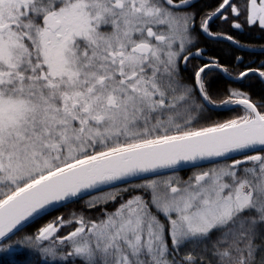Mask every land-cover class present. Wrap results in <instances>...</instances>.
<instances>
[{"label": "snow or ice", "instance_id": "1", "mask_svg": "<svg viewBox=\"0 0 264 264\" xmlns=\"http://www.w3.org/2000/svg\"><path fill=\"white\" fill-rule=\"evenodd\" d=\"M216 20L264 37V0H0L7 264H264V94L211 84L264 62L192 65L250 47Z\"/></svg>", "mask_w": 264, "mask_h": 264}, {"label": "trees", "instance_id": "2", "mask_svg": "<svg viewBox=\"0 0 264 264\" xmlns=\"http://www.w3.org/2000/svg\"><path fill=\"white\" fill-rule=\"evenodd\" d=\"M209 5V3H201L199 6H205ZM227 27H231L229 24H227ZM226 30V29H225ZM244 38V43L246 44H256V45H264V37H261L257 39L254 36H243ZM206 45V44H205ZM205 47V46H203ZM206 48V47H205ZM253 55V56H252ZM244 56L246 57L245 60L251 58V57H256L257 58V64L259 62H264V51L253 54L250 52H243L240 51L239 49L233 47V45L230 44H219L216 46H213L212 49H209V54L208 57H216L219 59L221 64L226 65L229 68L234 67L236 70V73L241 70V67L243 64H237V57ZM202 64L200 61L196 62L195 65H200ZM190 73H186V75H189ZM212 84V91L214 94H216V98L219 100L221 98H224L228 94L229 89H242L244 91H249L254 98L258 99L261 94H264V83L260 82L258 79L253 80L250 82L251 86H249L248 83H238L235 81H232L230 79H227L221 72H219V75L216 79L211 80ZM236 113H229L225 112L223 110L218 111L215 115L216 118L222 119L228 116H234ZM72 210L76 211H83L84 210V202L81 201L78 204H72L69 205L67 208H61L59 211L53 213L54 216L57 215H65L67 216L68 213ZM52 217H46L45 220H42L40 224L42 225L43 223H46L47 220H50ZM40 225H32L29 228L26 229L27 232H33L36 230L37 227ZM0 264H7V257L0 255Z\"/></svg>", "mask_w": 264, "mask_h": 264}, {"label": "flooded vegetation", "instance_id": "3", "mask_svg": "<svg viewBox=\"0 0 264 264\" xmlns=\"http://www.w3.org/2000/svg\"><path fill=\"white\" fill-rule=\"evenodd\" d=\"M218 2V0H197V3H198V6L201 4V3H209L210 6L211 5H215L216 3ZM226 29V30H225ZM212 30L214 32H225V33H228V34H231L233 35L237 40H240L242 44L244 45H248L250 46L249 48H246L245 50H240L239 48H237L236 46L233 45V47L239 49L240 51H243V52H250V53H253L254 55L257 54V53H260V52H263L261 51V45H256V44H246L244 43V37L243 36H254L256 37L257 39L261 38L262 35L260 32H257V31H251V30H244V31H240V30H235L233 29L232 27H227V23L223 22L222 20H216L215 23L212 25ZM197 32L199 34V46L202 47V48H205L206 49V56L204 59H197V60H194L192 61V65H195L196 62H201L202 64L206 62L207 60V57H208V54H209V49H212L213 46H216V45H219L221 43L223 44H230L232 45L230 42L228 41H224V40H216V39H213L211 37H208L202 33L199 32V28H197ZM206 44V45H205ZM205 46V47H203ZM253 56V55H252ZM244 58V64L242 65L241 67V70L245 67V65L249 64V63H253V64H257V58L254 56V57H251L247 60L246 57L244 56H241ZM239 64V62L237 61V63L235 65ZM229 68V67H228ZM229 70L233 73V76H236L238 74V72L236 73V70L234 67L232 68H229ZM227 79H230L228 78L224 73H222ZM190 75V74H189ZM219 75V72H216L213 74V76L211 77V80L213 79H216ZM232 81H234L233 79H230Z\"/></svg>", "mask_w": 264, "mask_h": 264}]
</instances>
